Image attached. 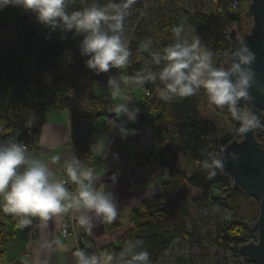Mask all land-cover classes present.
I'll list each match as a JSON object with an SVG mask.
<instances>
[{
    "label": "trees",
    "instance_id": "obj_1",
    "mask_svg": "<svg viewBox=\"0 0 264 264\" xmlns=\"http://www.w3.org/2000/svg\"><path fill=\"white\" fill-rule=\"evenodd\" d=\"M106 3L107 0H72L69 9L80 10ZM158 3L152 31L155 38L153 47L148 51L141 50V45L150 36L141 26H137L130 36H122L130 50L129 63L123 69H110L108 79L115 77L121 80L122 88L138 87L144 92L143 104L132 106L138 112L136 122L130 127L136 123L149 124L151 141L147 148L135 149L134 164L140 168L158 165L166 169L167 180L160 184L157 196L131 210L130 225L115 242L88 253L101 258L105 253L111 254L117 257L113 264H119L121 250L129 242L140 241L137 250L143 248L149 254L150 264H158L163 251L175 237L180 236L190 243L201 240L195 232L184 230L191 216L184 203L188 186L199 190L192 201L209 204L217 213L215 246L219 249L231 248L236 257H241L243 264H254L242 257L238 248L256 239L253 223L257 219L258 208L248 225L222 221L223 212L235 206L236 198L248 200V196L233 188L232 178L224 167L217 171L213 179H208L201 167V161L207 159L210 153L221 155V148L242 137L236 132L237 123L233 120V129L218 138L215 126L199 114L197 93L164 102L158 96L159 81L155 84L146 82L139 87L129 79L142 69L158 71L163 66V61L160 65L154 64L150 53L159 52L172 43V28L181 23L189 32L187 38L191 40L193 35H197L201 41H207L209 49L219 54L217 66L222 65L229 49L228 32L247 14L240 12V7L230 10L229 0H215V15L201 11L193 14L187 11L168 13L164 1L158 0ZM5 24H16L19 31L7 43L0 42V140L15 139L26 144L28 151L31 150L37 128L29 126V117L40 116L47 106L56 105L70 112L72 143L89 160L96 122L103 119V128L111 129L109 119L115 118V114L106 112V106L111 104L108 87L107 93L102 96L90 95L89 107L77 105V97L84 90L85 81L98 82L103 76V73L95 74L85 67L88 57L79 53L82 34L52 32L37 23L31 14L15 6L0 9V27ZM43 74L51 76L49 83L43 81ZM245 107H250L261 116L256 106L245 104ZM214 108L226 114L215 105ZM121 120L118 118V122ZM256 138L264 145V130L257 133ZM180 154L185 159L184 169L179 166ZM193 166L192 172L190 168ZM10 224L19 226L18 218L0 212V257L5 254ZM177 263L186 264L182 260Z\"/></svg>",
    "mask_w": 264,
    "mask_h": 264
},
{
    "label": "clouds",
    "instance_id": "obj_2",
    "mask_svg": "<svg viewBox=\"0 0 264 264\" xmlns=\"http://www.w3.org/2000/svg\"><path fill=\"white\" fill-rule=\"evenodd\" d=\"M72 0H0V9L15 6L31 14L35 21L52 32H72L82 34L79 53L86 56L85 67L95 74L107 73L110 69H123L129 63L130 50L123 42L122 34L127 10L135 0H107L103 6H90L80 10H70ZM172 43L159 52H151L152 62L163 66L158 71L142 69L130 82L143 87L146 82L159 81L157 86L159 99L170 102L177 98L192 96L203 90L211 105L226 110L238 127L236 132L245 135L261 126L262 118L250 107H245L252 97L249 88L255 81V72L250 65L256 56L246 42L230 53L223 65L217 66L213 52L207 48L197 35L187 38L185 25L172 28ZM151 41L141 45L142 51H148ZM106 86L114 98L122 97L121 80L112 77ZM264 94V88H258ZM130 96H124L123 102L110 109L115 118L109 119L111 129L120 137L135 134L118 118L125 117L135 123L138 109L129 107ZM107 148V137L96 138L91 150L102 156ZM235 153L227 159H236ZM226 158L209 154L201 161L207 178L213 179L218 170H222ZM66 173L76 186L75 193L65 187L66 181L53 180V173L42 160L28 156L27 147L15 140H0V212L18 218L19 227L32 224V218L48 221L53 216L65 214L69 207L76 211L90 213L91 216L111 224L117 218V204L111 192L97 189L96 174L91 168H83L75 156L66 164ZM113 174L111 180L115 182ZM80 226L91 233L93 224L89 215L77 217ZM140 241L129 242L119 255V264H150L149 254L139 248ZM75 264H113L117 257L105 253L103 259L96 254H87L78 249L74 252Z\"/></svg>",
    "mask_w": 264,
    "mask_h": 264
},
{
    "label": "crops",
    "instance_id": "obj_3",
    "mask_svg": "<svg viewBox=\"0 0 264 264\" xmlns=\"http://www.w3.org/2000/svg\"><path fill=\"white\" fill-rule=\"evenodd\" d=\"M108 76L101 80H86L84 90L77 97V105L89 107L90 95L102 96L107 93L106 82ZM92 82V85L89 83ZM87 83V84H86ZM90 86L88 95L86 87ZM122 88V97L114 98L111 95V104L106 106V112L112 113L115 104L122 103L124 96H130L132 103L128 106H140L144 102V92L136 87ZM128 129H135V134L121 138L115 129H104V120L100 119L95 124L94 134L91 139L90 149L96 138L107 137L105 154L91 150V158L87 160L78 152L72 143L70 134V112L56 105L47 106L40 116L31 115L29 126L37 128L35 143L28 156L38 158L47 164L52 171L53 180L67 178L66 164L73 156L81 161L83 168L95 171L97 180L94 186L112 193L117 204V218L111 223H105L90 213L72 210L74 220V233L63 237L60 233L62 217L64 214L53 216L48 221L32 218L31 225L21 228L9 225L10 232L5 246V254L0 257V264H75L74 252L82 246H87L93 251L107 244L113 243L129 224V215L132 209L141 202L152 199L159 194L160 184L167 180L166 169L153 165L140 168L134 164L135 149L147 148L151 141V126L147 123H136L131 128V122L125 117H120ZM114 147L120 155V162L115 163L106 158V153ZM179 166L185 168V159L179 155ZM193 172V171H192ZM115 174V182L111 177ZM69 180V179H68ZM70 181V180H69ZM190 189H194L189 187ZM199 193V190L194 189ZM89 215L93 228L91 233L80 226L77 217ZM126 217V222L122 221ZM103 259V258H102Z\"/></svg>",
    "mask_w": 264,
    "mask_h": 264
},
{
    "label": "rangeland",
    "instance_id": "obj_4",
    "mask_svg": "<svg viewBox=\"0 0 264 264\" xmlns=\"http://www.w3.org/2000/svg\"><path fill=\"white\" fill-rule=\"evenodd\" d=\"M164 7L170 12L187 11L193 14L196 11L202 13H211L215 15V0H163ZM247 2H241L239 11L247 14ZM159 9L158 0H135V3L130 9L127 10L124 21V28L122 36L128 37L137 26H141L150 36L147 41H151L149 48L151 49L155 43V38L152 35L156 14ZM252 18L247 14L242 16L238 24H233L237 32L245 33L251 27ZM231 28V27H230ZM19 31L16 24H5L0 27V42L7 43L10 39L14 38ZM188 34V30L185 31ZM202 43L208 46V42L203 40ZM212 51V50H211ZM213 52V51H212ZM214 61L218 64L219 54L213 52ZM105 77L107 73H103ZM42 79L45 83H49L51 76L43 74ZM89 83V82H87ZM86 83V84H87ZM92 85V82L89 83ZM88 86V85H87ZM90 86L86 87L85 94L88 95ZM133 89H137L133 87ZM198 110L201 118L212 123L216 128V135L218 138L222 137L228 130L233 129V120L230 114H221L218 112L214 105L207 101L203 90L197 92ZM196 165V164H195ZM194 170V166L190 168ZM187 199L184 201L189 209L191 216L188 221L185 231L189 233L195 232L201 240L190 243L182 240L180 236L175 237L168 247L163 251L158 260V264H178L177 261L182 260L186 264H243L241 257H236L231 248L219 249L215 246L213 239L215 237L217 213L209 204H197L192 201V197L197 196L199 193L194 189L187 186ZM258 208V202L248 196L245 198H236V204L233 208L225 210L222 214V221L226 223H241L248 225L251 220L252 214ZM122 221L126 222V217H122Z\"/></svg>",
    "mask_w": 264,
    "mask_h": 264
},
{
    "label": "water",
    "instance_id": "obj_5",
    "mask_svg": "<svg viewBox=\"0 0 264 264\" xmlns=\"http://www.w3.org/2000/svg\"><path fill=\"white\" fill-rule=\"evenodd\" d=\"M247 14L252 18L251 27L245 33L237 32L235 28L229 30L227 54L241 41L246 42L249 49L255 53L256 59L250 65L255 72V81L249 88L252 99L245 104L256 106L264 118V94L258 91V88H264V0H249ZM218 108L228 114L226 110ZM262 130L264 119L260 127L242 135L240 139H233L221 150V154L226 158L224 168L232 178L233 188L258 202V216L253 223L256 239L238 248L240 255L254 264H264V145L256 138V134ZM231 153H235L237 158L227 159Z\"/></svg>",
    "mask_w": 264,
    "mask_h": 264
},
{
    "label": "built area",
    "instance_id": "obj_6",
    "mask_svg": "<svg viewBox=\"0 0 264 264\" xmlns=\"http://www.w3.org/2000/svg\"><path fill=\"white\" fill-rule=\"evenodd\" d=\"M240 4H241L240 0H229V9L230 10L236 9V8H238L240 6ZM146 95H148L147 92H146ZM21 143H23V142H21ZM24 145L27 147L26 144H24ZM27 149H28V147H27ZM221 150H222V148H221ZM106 158L109 161H112V162H115V163H119L120 162L119 152L114 147H112L106 153ZM60 180L66 181L65 187L68 188V190L71 193H75L77 186L72 181H69L67 178H62ZM60 233H61V235L63 237H66V236L74 233V220H73V216H72V210L68 211L67 213H65L63 215ZM79 249H82L87 254H90V253H88L89 248L87 246H82Z\"/></svg>",
    "mask_w": 264,
    "mask_h": 264
}]
</instances>
